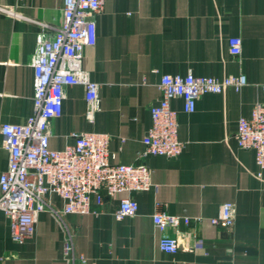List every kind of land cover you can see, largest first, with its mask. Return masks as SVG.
<instances>
[{
	"label": "crops",
	"instance_id": "crops-1",
	"mask_svg": "<svg viewBox=\"0 0 264 264\" xmlns=\"http://www.w3.org/2000/svg\"><path fill=\"white\" fill-rule=\"evenodd\" d=\"M63 8L64 0H0V126L33 113L37 36L46 25L55 33ZM96 22L83 68L100 85L101 108L90 121L84 86H68L62 115L52 122V149L72 143L73 132L108 133L112 162L136 163L164 75L243 76L246 84L202 95L192 112L181 97L172 100L186 147L176 157L144 159L153 187L134 194L137 215L115 217L126 195L120 193L93 202L85 215L45 211L35 234L18 243L0 211V264H264V171L259 175L255 151L235 138L239 119L264 103V0H107ZM232 37L242 39L238 57L230 53ZM8 161L0 133V175ZM51 199L63 207L61 198ZM225 202L236 206L231 230L210 222ZM158 211L190 218L167 230L180 239L176 253L159 247ZM69 234L76 259L64 251ZM81 255L87 263L77 260Z\"/></svg>",
	"mask_w": 264,
	"mask_h": 264
},
{
	"label": "built area",
	"instance_id": "built-area-1",
	"mask_svg": "<svg viewBox=\"0 0 264 264\" xmlns=\"http://www.w3.org/2000/svg\"><path fill=\"white\" fill-rule=\"evenodd\" d=\"M107 0H64V21L55 33L46 25L37 36L32 64L34 68L33 113L24 123H3L0 126L2 146L9 152L7 169L0 175V211L10 224L13 241L23 243L36 232L40 214L51 211L59 217L66 214L85 215L92 212V203L103 205L106 198L120 193L114 215L117 219L137 215L139 203L135 193L153 187L151 168L144 162L149 156H179L186 143L178 138V111L172 100L181 97L185 110L194 111L197 100L207 93H220L224 88L240 90L246 80L230 76L224 80L212 76L166 74L159 84L160 97L151 107L152 123L143 143L145 148L133 164L113 163L110 150L111 134L73 132V139L62 150L50 147L52 122L62 115L66 88L82 85L85 88L86 115L94 120L101 108L100 85L83 68L84 50L97 41L96 16ZM230 53H242V39L229 40ZM264 89V85H263ZM3 96L0 93V100ZM242 149L255 151L259 175L264 171V103L254 105L250 117L239 119L235 135ZM63 200L56 209L51 197ZM153 222L163 233L159 240L162 251L176 253L179 237L167 233L169 228L189 224L188 216H175L158 211ZM202 221L201 217L196 218ZM236 206L232 202L221 205L214 225L231 230L235 224ZM72 236L66 239L64 251L75 257ZM77 260L87 263L81 255Z\"/></svg>",
	"mask_w": 264,
	"mask_h": 264
}]
</instances>
